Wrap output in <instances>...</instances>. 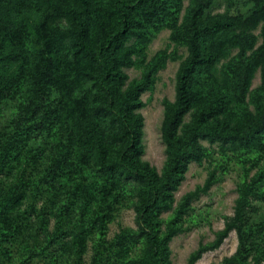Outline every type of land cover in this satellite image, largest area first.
I'll use <instances>...</instances> for the list:
<instances>
[{
  "label": "trees",
  "instance_id": "16d2710c",
  "mask_svg": "<svg viewBox=\"0 0 264 264\" xmlns=\"http://www.w3.org/2000/svg\"><path fill=\"white\" fill-rule=\"evenodd\" d=\"M18 0H0V37L14 34L24 46L29 31ZM186 0H42L44 12L37 28L41 57L30 67L9 74L0 72V105L29 86L31 95L20 106L15 130L0 147L6 162L18 143L35 131L45 130L60 108L74 120L79 169L92 166L107 176L105 196L120 195L132 187L136 199L137 230H124L118 244L143 240L138 264H173L170 244L183 232L182 219L191 204L215 185L212 174L203 185L187 193L175 208V195L186 180L189 166L202 163L210 145L232 151L264 152V101L254 111L243 110L258 71L264 82V0H253L247 16L217 14L214 0H188L191 7L180 24ZM261 29L262 44L257 47ZM164 29L172 40L187 47L188 56L176 74L175 100L164 101L161 132L166 160L161 172L143 159L145 108L142 96L153 84L150 72L130 79L135 56ZM238 50V61L227 67L219 90L199 89L197 78L206 74L215 82L217 65ZM253 53L248 56L249 52ZM13 63L12 54L6 56ZM17 63V60L15 61ZM60 100L53 105V95ZM54 106V107H53ZM261 179L240 189L235 214L227 218L214 241L201 244L187 264H197L208 252L222 247L232 232L239 236L236 253L226 264H241L247 253L244 241L246 210ZM94 186L89 187L92 191ZM174 216L164 230L163 214ZM106 212L97 216L101 232Z\"/></svg>",
  "mask_w": 264,
  "mask_h": 264
},
{
  "label": "rangeland",
  "instance_id": "374dc122",
  "mask_svg": "<svg viewBox=\"0 0 264 264\" xmlns=\"http://www.w3.org/2000/svg\"><path fill=\"white\" fill-rule=\"evenodd\" d=\"M41 1H17V7L25 13L30 35L24 46L18 45L12 33L5 41L0 37L1 73L11 74L28 64L32 67L41 57L42 41L37 35L45 10L39 5ZM190 7L186 0L180 24ZM253 7V0H214L209 13L247 16ZM254 33L258 47L262 44L261 29ZM8 54L14 56L13 63L8 62ZM237 54L238 50L232 51L217 65L215 82L201 74L197 78L199 89L219 90L223 72L238 61ZM187 56V47L174 42L172 31L164 29L140 49L135 66L126 70L132 80L152 74L153 84L142 96L146 104L141 110L145 118L143 159L159 172L166 160L161 132L164 101L175 100L176 74ZM30 95V87L26 86L0 105V147L13 135L20 106ZM52 99L55 106L59 94L55 93ZM259 101H264L261 71L253 80L243 110L254 111ZM57 110L60 116L53 115L45 130L25 136L6 162L0 161V264H138L143 240L117 242L124 230L138 229L132 187L107 197L102 187L105 182L108 184L107 176L98 173L95 166L80 171L78 154L82 144L77 139L76 125L60 108ZM204 145L208 155L202 163L189 166L186 180L175 195V208L210 175L215 176L216 182L184 214L183 232L170 244L172 263L187 264L201 244L214 241L226 219L234 216L240 189L259 178L246 210L247 253L241 264H264V152H232L219 145ZM103 212L109 219L106 230L101 232L96 220ZM173 216V212L162 215L164 230ZM239 244V236L232 232L220 249L206 253L197 264H226Z\"/></svg>",
  "mask_w": 264,
  "mask_h": 264
}]
</instances>
